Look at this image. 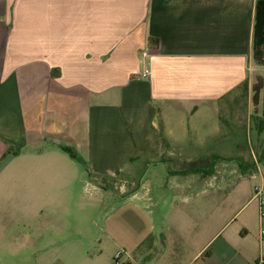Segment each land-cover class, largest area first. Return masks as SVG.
<instances>
[{
    "label": "crops",
    "instance_id": "0c3cea01",
    "mask_svg": "<svg viewBox=\"0 0 264 264\" xmlns=\"http://www.w3.org/2000/svg\"><path fill=\"white\" fill-rule=\"evenodd\" d=\"M255 4L0 0V191L7 184L24 187L21 199L32 201L34 187H47L50 172L63 170L51 164L68 154L62 148L83 160L94 181L122 176L129 183L136 164L146 171L159 162L209 171L206 140L226 132L227 120L251 117L264 133V66L252 60ZM143 51L146 78L138 75ZM241 95L247 116L232 111ZM178 154L186 158L179 162ZM212 165L223 167L217 160ZM243 168L242 175L254 177L253 168ZM209 184L175 182L179 195L158 214L159 199L139 182L116 197L96 233L78 229L36 248L32 231L20 244L0 233V264H114L118 251L119 264H264L257 195L247 199L253 206L241 227L224 233L235 215L224 218L226 195L209 194ZM22 250L29 261L20 262Z\"/></svg>",
    "mask_w": 264,
    "mask_h": 264
},
{
    "label": "rangeland",
    "instance_id": "374dc122",
    "mask_svg": "<svg viewBox=\"0 0 264 264\" xmlns=\"http://www.w3.org/2000/svg\"><path fill=\"white\" fill-rule=\"evenodd\" d=\"M244 101L241 95L238 105L232 109L237 115L247 116ZM250 112L252 116L253 112ZM224 125L227 128L226 132L206 140V145L208 143L210 147L207 150L213 153L207 155L211 163L209 171L205 168L192 172L185 165L180 166V163L174 168L177 163L159 162L147 171L141 170L138 164L131 166L135 169L133 172L135 178L129 183H124L122 176L115 179L96 178L94 181L91 170L85 167L83 160L71 158L69 154L62 155L60 159H51V164H63V170L59 173L50 172L47 187H34L32 201L21 199L25 196L24 187L7 184L1 188L0 233L3 234V240L12 243L17 241L20 244L24 242L25 232L32 231L33 246L36 248L41 246L42 242L51 243L63 235L75 233L78 229H86L87 233L91 230L94 234L97 232L96 227L102 226L101 219L116 197L136 189L139 182L144 183L147 194L159 199L157 208L159 214L169 209L168 201L173 196L179 195L173 187L175 182L209 179V187L205 188L209 194L226 195L224 218L228 220L235 215L223 230L224 233L241 227L243 218L253 206L245 205L251 195H257L255 204L260 205L261 216L264 217V166L260 165L259 170L254 166L255 160L259 159L261 162L264 160V133L256 130L257 124L251 117L250 121L245 117L240 123L230 124L227 120ZM228 128H232L230 132ZM196 153L195 150L193 154L195 159L201 160L203 156ZM175 157L180 162L186 155L178 154ZM216 160L217 164L223 166L218 171L212 170V163ZM241 167L246 171L253 168L254 177L245 174L244 171L242 175ZM251 172L249 170L248 173ZM199 187L193 188L194 191L199 190ZM11 194L18 195L19 199L9 200L7 197ZM12 212L15 214L9 218ZM251 219L255 220V214H252ZM13 232H17L18 235L11 236L10 233ZM49 254L52 258L56 253L50 251ZM18 258L20 262L27 259L29 261V251H19ZM41 258V253H35V261Z\"/></svg>",
    "mask_w": 264,
    "mask_h": 264
},
{
    "label": "trees",
    "instance_id": "16d2710c",
    "mask_svg": "<svg viewBox=\"0 0 264 264\" xmlns=\"http://www.w3.org/2000/svg\"><path fill=\"white\" fill-rule=\"evenodd\" d=\"M149 45L151 47L157 46V39L150 38ZM252 60L255 64L259 66H264V0H256L255 10H254V25L252 33ZM259 83V82H258ZM258 83L253 87V96L251 103L256 105V96L258 94ZM262 89H264V83L262 84ZM261 118L264 119V90L262 96V105H261ZM264 126V125H263ZM67 152L71 158L77 159L75 153L68 148H62ZM257 164L264 165V160L261 162L259 159L255 160ZM255 264H259L256 262Z\"/></svg>",
    "mask_w": 264,
    "mask_h": 264
},
{
    "label": "built area",
    "instance_id": "2783aa9c",
    "mask_svg": "<svg viewBox=\"0 0 264 264\" xmlns=\"http://www.w3.org/2000/svg\"><path fill=\"white\" fill-rule=\"evenodd\" d=\"M148 57H149V55H148L147 51L141 52L142 65L139 67V73H138L140 78H146L149 75L148 69L145 67V64H147L146 61H147ZM120 256H121L120 251L115 253L114 258H113L114 264H119L118 260H119ZM259 262L261 263L262 261H259Z\"/></svg>",
    "mask_w": 264,
    "mask_h": 264
}]
</instances>
